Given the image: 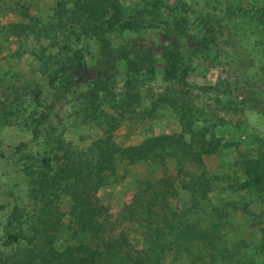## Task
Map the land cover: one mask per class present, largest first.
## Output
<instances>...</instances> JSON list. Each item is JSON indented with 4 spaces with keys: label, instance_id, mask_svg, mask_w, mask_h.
Segmentation results:
<instances>
[{
    "label": "rangeland",
    "instance_id": "obj_1",
    "mask_svg": "<svg viewBox=\"0 0 264 264\" xmlns=\"http://www.w3.org/2000/svg\"><path fill=\"white\" fill-rule=\"evenodd\" d=\"M73 1L0 0V264L37 240L34 229L43 233L34 190L40 177L58 169L41 162L51 155L46 134L72 151L108 134L117 146L135 145L178 134L182 104L193 107L195 129L219 138L218 150L203 157V169L171 158L132 165L117 158L116 175L95 194L107 207L112 235L129 241L131 256L148 255L147 223L165 215L170 230L160 264H264V179L241 188L245 164L264 162V0H114L119 23L129 28L113 25L105 33L116 52L113 67L83 31L86 20L72 16ZM174 40L187 72L183 82L163 78L159 48ZM78 55L84 67L74 62L66 83L52 88L54 61ZM222 79L237 90L223 95L216 87ZM98 80L108 88L99 93L93 120L82 95ZM247 95L259 101L258 110L249 100L242 106ZM198 175L209 179L202 199L191 190ZM75 176L72 168L62 179L54 175L51 219L59 226L45 233L57 251L69 239L70 199L62 187ZM166 181L175 194L146 213V182L159 189Z\"/></svg>",
    "mask_w": 264,
    "mask_h": 264
},
{
    "label": "trees",
    "instance_id": "obj_2",
    "mask_svg": "<svg viewBox=\"0 0 264 264\" xmlns=\"http://www.w3.org/2000/svg\"><path fill=\"white\" fill-rule=\"evenodd\" d=\"M73 3L76 9L72 16L75 15L78 19L86 20L81 23L83 31L97 40L103 62L106 64L110 62L113 67V63L116 61L113 55L116 52L109 46L105 33L112 29L113 25L122 29L129 28L125 22L119 23L118 7L114 4V0H74ZM106 15L109 16L104 19ZM159 54L163 60V78L169 82H183L187 72L182 67L177 41H168L162 44ZM121 56L127 60L129 55L124 53ZM74 62L79 64L77 68L84 67L80 55L74 58L65 56L54 61L53 79L49 80V85L52 88L56 89L58 84L63 86L66 83ZM92 85L82 96L86 105L85 116L95 120L99 116L96 100L99 98V93L106 92L108 83L106 80H98L94 81ZM217 86L223 87L221 89L223 95H229L232 90H237L236 87L230 88L232 82L227 79L219 81ZM236 96L241 95L237 94ZM247 100L252 103L250 109L258 110L259 101L254 95H247L245 100L241 98L242 106H245ZM175 106L177 108V105ZM101 114L102 111H100ZM176 115L180 126L178 134L143 139L135 145L117 146L111 140V135L108 134L95 139L84 150L72 151L63 140L51 138L46 134L47 144L51 146L49 151L51 155L43 157L41 162L44 168L54 165L58 169L52 175L45 173L43 177H40L34 190L36 194H40L42 201L35 217L42 224L44 230L39 234L40 231L34 229L33 237L37 240L25 251L16 254L9 264H160L159 257L165 251L164 242L168 234L167 230H170L168 218L162 215L157 220L147 223L145 234L153 248L148 255L131 256L129 241L123 236L112 235L106 218L107 207L97 201L95 194L109 178L116 175L115 160L117 158L128 165L140 161L156 162L171 158L177 164L183 163L196 169H203V157L218 150L219 138L211 135L206 139V129L194 128L197 118L192 106L180 105L176 110ZM110 125L111 128L114 127V125ZM71 168L76 176L62 187L70 199L69 222L65 231L69 239L66 240L68 243L57 251L52 247L53 237L45 233L48 229L58 231L59 226L58 222L54 223L51 219L53 213L50 208L52 204L50 197L58 185V182L54 180V175H58V178L62 179V174ZM244 168L246 179L241 183L242 189L251 188L264 179V162L261 160L248 161ZM208 180L199 175L195 178L191 190L196 197L205 198ZM155 187L154 184L146 182L145 190L150 191V194L147 195L148 205L146 206V213L149 214L153 213L151 206L157 205V200L166 199L176 192L169 181H166L164 187L159 189ZM136 201L142 206L143 200L140 201L137 197L135 203ZM8 238L13 242L19 240L15 235H9ZM42 245L48 246L46 252L41 250Z\"/></svg>",
    "mask_w": 264,
    "mask_h": 264
}]
</instances>
